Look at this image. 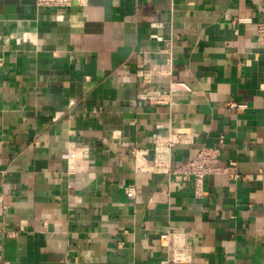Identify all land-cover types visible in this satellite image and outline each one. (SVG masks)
<instances>
[{"label": "crops", "instance_id": "0c3cea01", "mask_svg": "<svg viewBox=\"0 0 264 264\" xmlns=\"http://www.w3.org/2000/svg\"><path fill=\"white\" fill-rule=\"evenodd\" d=\"M56 14L0 0V264H162L171 227L195 264H264V0H84ZM144 67L191 92L139 100ZM169 126L196 136L175 161L210 146L235 162L202 195L192 178L136 169L132 148L151 161V134Z\"/></svg>", "mask_w": 264, "mask_h": 264}, {"label": "built area", "instance_id": "2783aa9c", "mask_svg": "<svg viewBox=\"0 0 264 264\" xmlns=\"http://www.w3.org/2000/svg\"><path fill=\"white\" fill-rule=\"evenodd\" d=\"M36 5L41 9H56V18L62 19L65 15V9L72 5L82 6L84 0H36ZM150 26L160 28L162 23L153 21ZM255 31L257 42L264 45V21L257 23ZM151 37L156 40L163 39L158 32L152 33ZM161 72L156 67H144L137 71V75L146 84V87L139 93V100L150 104L172 105L177 94L183 91L191 92L187 83L177 80L171 81L167 88L156 87L153 82L157 76L161 75ZM227 106L233 108L241 105L230 101ZM195 138L193 129L187 126H169L165 131L158 127L150 137L153 151L151 161L146 160L145 149L132 148L136 169L145 168L155 173L165 174L168 177L192 178L197 194L202 195L205 177L211 174L225 173L227 167L235 162L231 160L227 166L221 165L219 148L210 146H202L193 156L175 161L172 157L173 150L177 147L193 144ZM236 177V174L232 175V178ZM125 193L129 198L135 197L136 186L127 184ZM0 206H3L1 196ZM159 238L168 252L167 256L162 259V264H195L192 260V246L185 231L171 227L166 232L161 233Z\"/></svg>", "mask_w": 264, "mask_h": 264}]
</instances>
